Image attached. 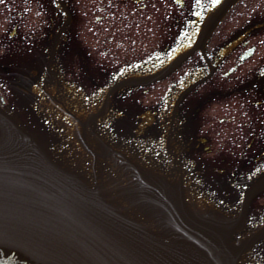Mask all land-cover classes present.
<instances>
[{
	"label": "flooded vegetation",
	"instance_id": "flooded-vegetation-1",
	"mask_svg": "<svg viewBox=\"0 0 264 264\" xmlns=\"http://www.w3.org/2000/svg\"><path fill=\"white\" fill-rule=\"evenodd\" d=\"M215 1L0 0V81L41 114L19 123L156 238L227 226L264 180V11L239 0L198 45ZM263 229L264 188L227 242ZM237 264H264V234Z\"/></svg>",
	"mask_w": 264,
	"mask_h": 264
},
{
	"label": "water",
	"instance_id": "water-1",
	"mask_svg": "<svg viewBox=\"0 0 264 264\" xmlns=\"http://www.w3.org/2000/svg\"><path fill=\"white\" fill-rule=\"evenodd\" d=\"M236 1L221 0L199 45ZM261 188L264 180L253 191ZM241 216L221 228L175 225L174 242L153 237L52 161L0 107V264H236L264 234L229 245Z\"/></svg>",
	"mask_w": 264,
	"mask_h": 264
},
{
	"label": "rangeland",
	"instance_id": "rangeland-1",
	"mask_svg": "<svg viewBox=\"0 0 264 264\" xmlns=\"http://www.w3.org/2000/svg\"><path fill=\"white\" fill-rule=\"evenodd\" d=\"M214 3H211V5ZM207 7L204 8L203 11L206 10ZM244 9L245 12L247 14V16L250 17H254L256 12L259 11H264V0H246V3L244 5ZM0 92L3 93L6 97L8 96V98L10 99V103H9V107L13 110H15V112L18 113L19 111V115H21L23 118L28 117V118H32L33 116H39L41 114H36L32 111V107L31 106H25L26 110H21V104L22 103V98L23 96L20 95V93L15 89L14 85L12 82L3 79L0 81ZM31 105V104H30ZM18 117V114H17Z\"/></svg>",
	"mask_w": 264,
	"mask_h": 264
}]
</instances>
